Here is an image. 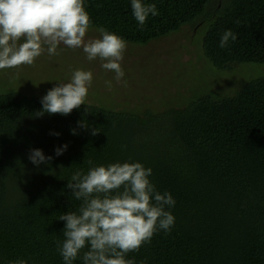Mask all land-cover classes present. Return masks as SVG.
Masks as SVG:
<instances>
[{"label":"trees","instance_id":"obj_1","mask_svg":"<svg viewBox=\"0 0 264 264\" xmlns=\"http://www.w3.org/2000/svg\"><path fill=\"white\" fill-rule=\"evenodd\" d=\"M143 2L155 4L158 15H149L141 30L131 0H84L90 29L103 27L145 46L184 27L204 26L202 51L217 70L264 65V0ZM226 30L238 39L221 48ZM205 86L187 97L186 106L160 112L86 103L67 116L43 117L35 113L44 96L0 93V264H64L57 244L66 221L59 219L80 203L71 198L68 181L77 171L117 162L151 168L156 190L176 202L167 209L175 217L170 232L158 229L127 260L264 264V76L231 95L218 96ZM85 120L90 127L78 126ZM31 149L53 159L37 167L29 160ZM84 251L74 264H84Z\"/></svg>","mask_w":264,"mask_h":264},{"label":"clouds","instance_id":"obj_2","mask_svg":"<svg viewBox=\"0 0 264 264\" xmlns=\"http://www.w3.org/2000/svg\"><path fill=\"white\" fill-rule=\"evenodd\" d=\"M131 7L141 30L149 15H158L156 5L145 4L143 0H131ZM91 23L84 0H0V70L33 65L45 46L52 56L63 45L82 49L89 61L99 59L101 67L114 72L115 81L126 87L121 64L126 42L103 27L98 29L100 38L86 40ZM237 39L236 33L226 30L219 46L227 48L229 41ZM92 82V71L74 70L69 82H59L42 97V110L35 117L67 116L86 105ZM105 83L111 89L112 81ZM78 126L90 127L86 120L78 122ZM97 132L94 129L92 134ZM67 147V144L58 147L56 156L62 155ZM52 159L41 149L30 150L29 160L37 167ZM151 175L152 169L140 162L101 165L86 174L77 171L72 175L67 188L71 189V198L80 203L76 211L61 214L59 219L66 221L64 240L57 244L64 264H74L86 247L84 264H133L125 258L128 253L150 242L158 229L170 232L175 217L167 209L176 202L171 193L156 190ZM16 264L25 261L18 260Z\"/></svg>","mask_w":264,"mask_h":264},{"label":"rangeland","instance_id":"obj_3","mask_svg":"<svg viewBox=\"0 0 264 264\" xmlns=\"http://www.w3.org/2000/svg\"><path fill=\"white\" fill-rule=\"evenodd\" d=\"M207 30L204 26H187L145 46L126 42L121 62L126 87L115 81L114 72L101 67L99 59L87 60L82 49L61 45L57 55L49 56L45 46L44 53L33 65L0 70V93L45 96L59 82H69L74 70L83 69L93 72L85 103L138 113L148 109L154 113L162 111L159 107L186 106L190 99L187 97L205 85L218 96L231 95L250 79L264 76L261 64H241L228 71L214 68L202 51ZM100 35L98 30L89 29L86 40L100 38ZM109 80L111 89L105 83Z\"/></svg>","mask_w":264,"mask_h":264}]
</instances>
